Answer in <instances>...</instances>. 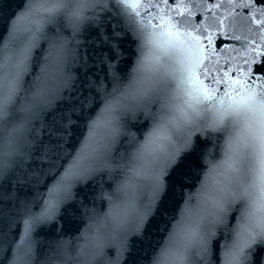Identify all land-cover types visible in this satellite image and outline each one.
Instances as JSON below:
<instances>
[{
  "label": "snow or ice",
  "instance_id": "obj_1",
  "mask_svg": "<svg viewBox=\"0 0 264 264\" xmlns=\"http://www.w3.org/2000/svg\"><path fill=\"white\" fill-rule=\"evenodd\" d=\"M92 3L27 0L24 11L0 33V177L14 174L33 114L63 83L69 54L64 30L78 32ZM119 4L128 29L140 41L141 56L126 83L118 74L113 76L112 91L105 95L84 145L35 205L38 210L24 206L18 239L9 240L0 230V253L7 244L11 264H33L35 228L54 218L85 176L115 168L122 175L119 190L142 195L123 202L119 212L97 219L94 235L83 237L75 254L64 244L57 248L63 264H113L105 249L116 247L129 230L144 231L153 214L164 207L171 181L183 179L184 154L193 149V137L223 133L227 139L222 156L208 168L199 202L182 209L152 264H252L254 247H264V92L257 94L248 85L257 79L264 85V62L248 68L240 85L243 91L214 95L220 90L205 84L209 74L198 40L178 56L170 33L149 32L147 22L141 23L155 4L148 0H119ZM146 48L150 56L143 55ZM34 65L41 72L25 87ZM226 78L227 73L212 83ZM142 121L149 123V129L139 139L133 129ZM117 136L128 138V149L118 161L111 155ZM204 144L197 138V150ZM119 247L123 251L125 245Z\"/></svg>",
  "mask_w": 264,
  "mask_h": 264
},
{
  "label": "water",
  "instance_id": "obj_2",
  "mask_svg": "<svg viewBox=\"0 0 264 264\" xmlns=\"http://www.w3.org/2000/svg\"><path fill=\"white\" fill-rule=\"evenodd\" d=\"M148 2L156 8L148 9L141 23L147 22L149 32L170 33L169 39L178 56L183 55L181 49L185 52L190 49L195 40L203 46V66L209 74L205 84L220 90L214 95L222 96L227 90L235 96L234 89L243 91L240 85L245 83L248 68L264 62V0ZM26 6L27 0H0V33L10 27ZM140 11L144 12L145 8L141 7ZM87 16L78 32L64 30L63 40L68 44L69 54L63 66V83L49 102L33 114L28 140L14 174L0 177V230L9 240L14 236L18 239L25 218L24 206L38 210L35 205L84 145L105 95L112 91L113 76L118 74L126 83L141 56L140 41L128 29L119 0H93ZM143 55L150 56V49H144ZM31 72L32 75L25 77V87L40 74L41 67L34 65ZM225 73L226 81L212 83L213 79L224 78ZM248 87L257 94L264 92L259 79ZM148 129L149 123L142 121L133 132L143 139ZM209 136L214 139L209 141ZM197 138L205 142L199 150ZM226 139L223 133L193 137V149L184 154L182 181H171L164 207L153 214L144 231L129 230L116 247L105 249L110 262L152 264L182 209L186 204L199 202L208 168L219 163ZM125 149H128V138L117 136L111 145V155L118 161ZM121 183V173L113 168L94 172L75 184L69 200L54 218L35 228L33 264H63L57 253L60 244L75 254V246L82 243V238L94 235L97 219L119 212L123 202L142 195L119 190ZM121 243L125 245L123 251L119 247ZM12 258L6 244L5 251L0 253V264H11ZM252 264H264V247H254Z\"/></svg>",
  "mask_w": 264,
  "mask_h": 264
}]
</instances>
